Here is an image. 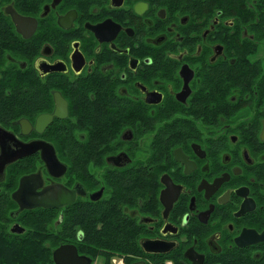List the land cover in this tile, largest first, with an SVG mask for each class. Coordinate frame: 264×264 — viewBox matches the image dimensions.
Wrapping results in <instances>:
<instances>
[{"label":"flooded vegetation","instance_id":"1","mask_svg":"<svg viewBox=\"0 0 264 264\" xmlns=\"http://www.w3.org/2000/svg\"><path fill=\"white\" fill-rule=\"evenodd\" d=\"M214 1L0 0V264H264V30Z\"/></svg>","mask_w":264,"mask_h":264},{"label":"trees","instance_id":"2","mask_svg":"<svg viewBox=\"0 0 264 264\" xmlns=\"http://www.w3.org/2000/svg\"><path fill=\"white\" fill-rule=\"evenodd\" d=\"M217 7L224 8L227 16L235 15V7L240 6L243 19L251 22L249 29L264 30V0H224ZM247 16H252L248 19Z\"/></svg>","mask_w":264,"mask_h":264},{"label":"rangeland","instance_id":"3","mask_svg":"<svg viewBox=\"0 0 264 264\" xmlns=\"http://www.w3.org/2000/svg\"><path fill=\"white\" fill-rule=\"evenodd\" d=\"M221 1H222V2H224V0H221ZM215 2H216V3H215ZM219 2H220V1H219V0H217V1H214V2H212V4H213V3H215V4H216V7H217V6L219 5V4H218ZM237 8H240V6H239V7H237ZM237 8H235V9H234V11H236V10H237ZM240 10H241V8H240ZM240 10H239V11H240ZM233 16H234V15H233Z\"/></svg>","mask_w":264,"mask_h":264},{"label":"water","instance_id":"4","mask_svg":"<svg viewBox=\"0 0 264 264\" xmlns=\"http://www.w3.org/2000/svg\"><path fill=\"white\" fill-rule=\"evenodd\" d=\"M16 197V200L19 201V198L21 197V194L20 192L18 193V196H15ZM20 202V201H19Z\"/></svg>","mask_w":264,"mask_h":264}]
</instances>
